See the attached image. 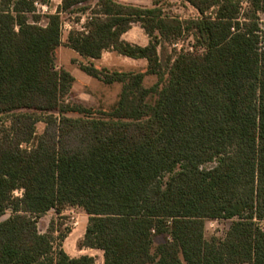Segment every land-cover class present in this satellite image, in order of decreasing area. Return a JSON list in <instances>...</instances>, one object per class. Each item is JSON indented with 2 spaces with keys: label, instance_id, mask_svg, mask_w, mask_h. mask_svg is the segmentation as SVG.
I'll return each instance as SVG.
<instances>
[{
  "label": "trees",
  "instance_id": "1",
  "mask_svg": "<svg viewBox=\"0 0 264 264\" xmlns=\"http://www.w3.org/2000/svg\"><path fill=\"white\" fill-rule=\"evenodd\" d=\"M48 1L0 0V114L10 117L0 122V217L10 211L0 264H96L38 231L37 215L65 205L88 215L80 247L102 250L103 264H264V0H243L246 11L242 0H182L198 12L185 19L156 0H61L42 24L35 2ZM84 13L68 47L147 61L128 72L80 64L122 83L97 116L64 99L74 77L54 64L63 14ZM136 21L144 46L122 38ZM184 33L192 49L163 60L164 43ZM147 74L157 75L149 87ZM208 219L230 221L223 237H205Z\"/></svg>",
  "mask_w": 264,
  "mask_h": 264
},
{
  "label": "rangeland",
  "instance_id": "2",
  "mask_svg": "<svg viewBox=\"0 0 264 264\" xmlns=\"http://www.w3.org/2000/svg\"><path fill=\"white\" fill-rule=\"evenodd\" d=\"M60 0H49L47 7H42L43 4L37 5V13L41 15L40 23L45 22V15L55 11L56 6ZM163 7L165 14L170 16H178L179 18H192L198 16L197 10L190 4L182 0H156ZM61 2V1H60ZM243 10H248L249 5L242 0ZM84 14H63V23L67 25L64 27L61 35V44L54 52L55 67L66 69L73 72L77 78L73 81V89L71 93L64 97L67 101H72L81 104L91 109L89 115H101L99 111H109L116 103L119 93L121 91L122 83L114 81L112 83H104L102 80L93 76L88 79H83L79 72H84L80 68V64L92 63L97 68H105L108 72L119 71H145L147 66L146 59H130L119 55L114 50L104 51V54L99 59H87L82 57L66 45L67 33L71 29L83 28L85 22ZM77 18H79L77 20ZM82 18V20H81ZM260 25L264 28V14H260ZM140 22H134L137 27L138 41L144 38V31L139 29ZM71 28V29H70ZM70 29V30H69ZM126 37L128 35H125ZM147 38V37H145ZM194 39L190 34H182L174 43H164L163 48L160 50L162 59L166 55H173L174 51L191 50ZM85 73V72H84ZM157 81V75L147 74L143 79V85L146 87L151 86ZM56 114V112H55ZM67 116L76 117L81 114L78 112H67ZM9 115L0 114V122L8 125ZM45 127L43 117L35 124V134H40ZM25 145V144H24ZM21 190L14 191V195L20 196ZM10 215V211H6L0 219H4ZM88 215L79 206L65 205L59 211L50 209L35 217L37 229L40 233L52 234L54 238V245L60 246L69 256L77 257L82 254L91 255L94 257L96 264H103V252L100 249L80 247V242L83 238L85 227L87 224ZM264 227V222H259ZM230 225L229 220L208 219L205 221L204 235L206 238L212 236L223 237ZM163 240L162 236H156L154 243L158 244Z\"/></svg>",
  "mask_w": 264,
  "mask_h": 264
},
{
  "label": "crops",
  "instance_id": "3",
  "mask_svg": "<svg viewBox=\"0 0 264 264\" xmlns=\"http://www.w3.org/2000/svg\"><path fill=\"white\" fill-rule=\"evenodd\" d=\"M61 1V0H60ZM58 2L59 4L61 3V2ZM116 1H118V2H121V3H128V4H134V5H141V6H151L152 5V0H116ZM58 4V5H59ZM46 7L48 6L47 4H44ZM57 5V6H58ZM57 6H56V8H57ZM56 8H55V11H56ZM54 11V12H55ZM53 13V12H52ZM67 25L68 24H64V23H62V32H63V29H64V27H67ZM69 26V25H68ZM70 27V26H69ZM71 29V28H70ZM69 29V30H70ZM139 29H141L142 31H144V29L142 28V26H141V24H139ZM62 32H61V35H62ZM138 32H139V30L137 31V27L134 25V22L131 24V26H130V28L127 30V31H125L123 34H122V38L124 39V40H126V41H128V42H130V43H133V44H138V45H141V46H144V45H146L148 42H149V36L145 33V31H144V38H143V40L141 41H138V39H137V34H138ZM68 34V33H67ZM125 35H128L127 37L125 36ZM145 37H147V38H145ZM66 39H67V37H66ZM70 48V47H69ZM70 49H72V48H70ZM73 50V49H72ZM73 51H75V50H73ZM106 51V50H105ZM107 51H109V50H107ZM76 52V51H75ZM77 53V52H76ZM104 54V51L102 52V54H101V56L99 57V58H101L102 57V55ZM119 55H121V54H119ZM121 56H124V55H121ZM124 57H126V58H130V59H135V58H131V57H128V56H124ZM99 58H97V59H99ZM138 59H144V58H138ZM92 61L94 60V59H91ZM72 75H73V77H74V81L76 80V78H77V76L73 73V72H70ZM80 74V76L83 78V79H88V77H90L88 74H86V73H84V72H79ZM72 89H73V87H74V85H73V83H72Z\"/></svg>",
  "mask_w": 264,
  "mask_h": 264
},
{
  "label": "built area",
  "instance_id": "4",
  "mask_svg": "<svg viewBox=\"0 0 264 264\" xmlns=\"http://www.w3.org/2000/svg\"><path fill=\"white\" fill-rule=\"evenodd\" d=\"M38 4H39L38 2H35L36 7H37ZM41 4H42V3H41ZM42 7H45L44 4L42 5ZM81 20H82V18H81ZM62 27H63V26H61V31H62Z\"/></svg>",
  "mask_w": 264,
  "mask_h": 264
}]
</instances>
